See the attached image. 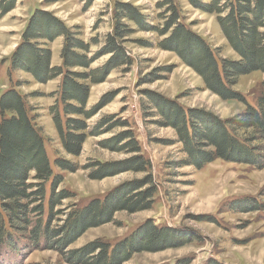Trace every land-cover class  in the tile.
<instances>
[{"label":"rangeland","instance_id":"obj_1","mask_svg":"<svg viewBox=\"0 0 264 264\" xmlns=\"http://www.w3.org/2000/svg\"><path fill=\"white\" fill-rule=\"evenodd\" d=\"M4 1L8 5L12 2L0 0V3ZM115 1L16 0L11 11L0 12V96L15 89L23 97L33 124L41 130L53 170V177L46 183L41 200L44 222L50 213L55 177L62 180L55 194L66 192L69 196L54 210V214L59 211L60 215L54 218L51 228L64 226L74 210L87 207L93 200H103L126 183L144 181L149 176L152 183L140 191L154 186L156 193L147 201L151 207L138 212L119 211L111 222L88 229L63 251L38 246L31 248V242L17 237L21 252L9 255L5 249L0 250V256L9 255L0 264H70L67 252L80 250L97 241L113 247L129 239L149 220L158 228L182 232L189 243L162 251L135 253L123 264H264V168L223 160H215L200 170L193 166H179L178 163L186 158L183 144L179 142L176 130L166 126L164 116L155 108V101L150 99V96L157 95L177 103L184 110H204L222 120L241 116L246 110L244 103L224 100L212 93L203 78L176 52L160 47L174 30L172 28L165 36L153 31L165 27L168 6H159L167 0L123 1L139 10L147 29L124 21L133 33L123 46L134 64L114 69L101 83L83 81L90 85L86 111L98 107L104 96L113 95L114 98L86 120L88 137L78 157L64 150L52 118L51 109L58 102L62 77L43 84L24 71L10 68V59L22 42L30 17L37 10L53 14L79 40L90 45L89 58L99 57L106 44L105 36L115 28ZM174 1L180 12L179 22L206 41L219 59L239 60L221 31L219 14L197 9L189 0ZM198 1L207 6L213 0ZM63 44L64 38L60 37L48 46L53 67L62 66ZM111 56L97 58L89 70L73 71H99ZM263 82L264 72H254L240 77L233 90L254 105L264 92ZM104 118L113 119L102 127L100 135H90ZM118 122L126 125L113 128L112 124ZM124 132L132 134L133 141L141 149L139 154L116 151L111 147L115 143L107 144L108 140ZM105 143L107 145H102ZM135 156H141L148 164L145 171H124L100 179L92 177L101 165L123 163ZM57 160L69 162L76 171H62L55 165ZM34 174L31 173L28 184L40 182L34 179ZM32 218L37 221L38 217L32 215ZM4 250L6 254H3Z\"/></svg>","mask_w":264,"mask_h":264},{"label":"trees","instance_id":"obj_2","mask_svg":"<svg viewBox=\"0 0 264 264\" xmlns=\"http://www.w3.org/2000/svg\"><path fill=\"white\" fill-rule=\"evenodd\" d=\"M15 1H10L9 5L5 4L6 1L1 2L0 12L6 14L11 11ZM123 1L116 0L114 4L115 28L105 36L106 44L99 53V57L107 54L112 56L101 70L73 71L89 70L99 57L89 58L90 45L79 40L53 14L41 10L30 17L22 42L10 59L12 70L24 71L39 83L46 84L62 77L59 99L51 112L64 150L75 157L80 156L88 137L86 120L114 98L113 95L104 96L98 107L86 111L90 85L83 81L98 84L114 69L134 64L123 46L126 38L133 33L124 21L147 29L145 18L139 10ZM189 2L197 9L220 15L218 23L221 31L239 60L219 59L206 41L179 22L180 12L174 0H167L159 6H168L166 14L169 17L164 29H152L160 36L174 29L160 47L176 52L203 78L212 93L224 100H238L245 104L246 110L241 116L222 120L204 110H184L175 102L163 100L157 95L150 96L151 101H155V108L164 116L166 126L176 130L179 142L183 144L186 158L178 165L193 166L200 170L215 160H223L263 169L264 92L252 105L235 92L233 86L242 76L264 72V0H213L207 6L198 0ZM60 37L64 38L62 66L53 67L52 52L48 46ZM262 87L264 91V82ZM112 119H102L90 135H100L102 127ZM112 125L115 128L126 124L118 122ZM109 142L115 143L111 147L116 148V151L138 154L141 151L129 132L108 140L107 144ZM55 165L62 171H76L75 166L63 160H57ZM147 165L141 156H135L123 163L101 165L92 177L100 179L124 171L143 172ZM31 173H35L34 179L40 181L38 184H28ZM52 177L53 170L41 130L30 119L23 97L15 89L3 93L0 96V250L5 249L9 255L20 253L21 248L18 249L16 239L23 237L31 242V248L38 246L63 251L88 229L111 222L114 214L119 211L138 212L149 209L151 204L147 201L156 193L154 186L140 191L150 186V176L144 181L126 183L103 200H93L87 207L74 210L64 226L54 229L51 228L52 222L60 215L59 211L54 214V210L69 196L66 192L55 194L62 183L59 176L55 177L49 202L50 213L44 222L41 200L45 195L46 183ZM35 204L37 206H33ZM254 208L259 209L257 205ZM32 215L38 217L37 221L33 220ZM187 243L189 241L182 232L172 228H158L149 220L129 239L113 247L97 241L80 250L67 252L66 258L70 264H123L135 253L162 251L182 247ZM5 250L3 254H6ZM9 255L0 256V261Z\"/></svg>","mask_w":264,"mask_h":264}]
</instances>
